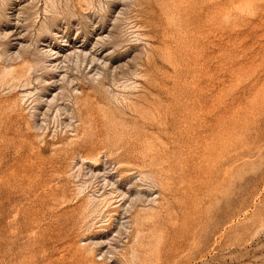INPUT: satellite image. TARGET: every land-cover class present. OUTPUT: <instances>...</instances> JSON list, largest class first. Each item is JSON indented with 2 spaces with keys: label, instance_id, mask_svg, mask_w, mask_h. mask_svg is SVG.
Masks as SVG:
<instances>
[{
  "label": "rangeland",
  "instance_id": "1",
  "mask_svg": "<svg viewBox=\"0 0 264 264\" xmlns=\"http://www.w3.org/2000/svg\"><path fill=\"white\" fill-rule=\"evenodd\" d=\"M0 264H264V0H0Z\"/></svg>",
  "mask_w": 264,
  "mask_h": 264
},
{
  "label": "bare ground",
  "instance_id": "2",
  "mask_svg": "<svg viewBox=\"0 0 264 264\" xmlns=\"http://www.w3.org/2000/svg\"><path fill=\"white\" fill-rule=\"evenodd\" d=\"M21 55V54H20ZM52 56V55H51ZM12 70V69H11ZM4 71V70H3ZM6 72V71H5ZM4 75V74H3ZM8 76V75H7Z\"/></svg>",
  "mask_w": 264,
  "mask_h": 264
}]
</instances>
